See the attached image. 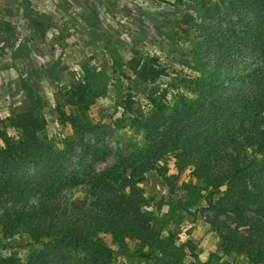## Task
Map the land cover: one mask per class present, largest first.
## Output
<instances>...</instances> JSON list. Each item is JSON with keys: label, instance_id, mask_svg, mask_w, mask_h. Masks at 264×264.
Listing matches in <instances>:
<instances>
[{"label": "trees", "instance_id": "trees-1", "mask_svg": "<svg viewBox=\"0 0 264 264\" xmlns=\"http://www.w3.org/2000/svg\"><path fill=\"white\" fill-rule=\"evenodd\" d=\"M225 2L236 20L206 27L196 53L211 71L184 80L193 96L179 93L171 106L153 97L147 112L130 109L141 144L102 169L95 163L108 148L86 138L98 128L87 114L93 102L87 83L64 92L74 112L57 111L91 163L69 166L66 151L42 135L46 122L35 106L0 119V233H21L39 246L25 263L9 255L0 264H115L101 234L126 250L136 245L127 257L139 264H186L182 248L144 209L138 186L147 172L165 174L170 166L194 180L183 182L186 206L205 202L221 251L264 264V0ZM73 186L85 197L70 199L66 189Z\"/></svg>", "mask_w": 264, "mask_h": 264}, {"label": "rangeland", "instance_id": "rangeland-1", "mask_svg": "<svg viewBox=\"0 0 264 264\" xmlns=\"http://www.w3.org/2000/svg\"><path fill=\"white\" fill-rule=\"evenodd\" d=\"M229 20L236 19L225 0H0V119L35 106L46 122L42 135L66 151L69 166L91 163L57 111L74 112L64 92L76 83L89 84L93 102L87 114L98 128L86 138L108 148L106 158L95 163L100 170L118 152L141 144L130 109L147 112L153 97H166L171 106L179 93L193 96L184 80L211 71L196 53L206 27L222 29ZM145 65L154 71L142 70ZM123 100L130 102L128 111ZM191 181L187 171L170 166L167 173L149 171L138 182L144 209L159 220L162 236L182 248L186 264H251L242 254L221 251L204 201L186 206L183 182ZM66 190L74 201L87 192L79 186ZM101 236L114 250L115 264L140 263L127 257L136 245L126 250L109 234ZM37 248L24 234L0 233L2 257L16 255L25 263Z\"/></svg>", "mask_w": 264, "mask_h": 264}]
</instances>
